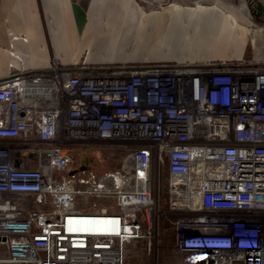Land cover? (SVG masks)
<instances>
[{"label": "built area", "instance_id": "obj_1", "mask_svg": "<svg viewBox=\"0 0 264 264\" xmlns=\"http://www.w3.org/2000/svg\"><path fill=\"white\" fill-rule=\"evenodd\" d=\"M98 142L120 167L69 174ZM167 238L173 264H264V62L0 80V264H162Z\"/></svg>", "mask_w": 264, "mask_h": 264}, {"label": "crops", "instance_id": "obj_2", "mask_svg": "<svg viewBox=\"0 0 264 264\" xmlns=\"http://www.w3.org/2000/svg\"><path fill=\"white\" fill-rule=\"evenodd\" d=\"M229 15L225 8L212 5L176 4L148 11L136 0H0V80L20 71L48 70L52 59L72 66L84 57L85 65L94 66L159 63L169 56L178 63L244 58L249 29ZM139 40L144 48L161 40L152 45L166 51L170 47L175 53L133 61L131 51L126 57L109 52L130 48ZM252 47L253 60L264 61V28Z\"/></svg>", "mask_w": 264, "mask_h": 264}, {"label": "rangeland", "instance_id": "obj_3", "mask_svg": "<svg viewBox=\"0 0 264 264\" xmlns=\"http://www.w3.org/2000/svg\"><path fill=\"white\" fill-rule=\"evenodd\" d=\"M139 6L145 8L146 10H162L164 7L167 6H176L183 5V6H203V5H212V7H216L222 10V7L225 8L228 12H230L231 17H236L235 19L238 21V23L243 26L247 27L249 29V44L248 46L251 47V50H253L252 45L254 44V41L256 39V36L258 34V31L262 28H264V0H136ZM246 4V5H245ZM247 6L248 13L245 12V8ZM259 7H261L259 9ZM243 8V10L241 9ZM246 8V9H247ZM221 17V16H220ZM224 17V16H222ZM219 18V17H218ZM227 18V17H226ZM230 18V17H229ZM160 34L163 35L164 28L159 30ZM148 40V38H147ZM145 40V41H147ZM162 41H166V39L162 38ZM160 41H152L151 47L144 48L142 47L141 40H139L135 45H132L130 48H122L118 47V49H112L109 50V52L118 53L119 55L126 57L129 52H133L132 57L133 61H135L138 58L144 59L143 57L149 56V57H164L165 55L174 54L175 51L171 49L170 47L167 49L164 48V46L159 47L153 46L154 43L162 42ZM244 39L241 40V46L239 49L243 47ZM137 44V45H136ZM147 45V44H146ZM247 46V47H248ZM247 49V48H246ZM117 51V52H116ZM243 55L235 56L233 58H229V60H240L242 59ZM84 57H82L79 61H76L72 66H61L57 60L52 59L51 66L57 65L60 67H66V68H74V67H109V66H117V65H137V64H144V63H138V62H121V63H109V64H98L94 66H88L84 64ZM198 58V57H197ZM211 58H213L211 56ZM244 58H246L244 56ZM253 60L252 56L251 58H246ZM228 59H216V60H206L205 62L201 63H192V64H204L208 62H214V61H223ZM157 61V60H154ZM157 62H179V60H175L172 56H169L167 59H161ZM264 62V61H259ZM146 63V62H145ZM150 63V62H147ZM190 63V62H187ZM80 150L79 151H73L71 152V160H70V168L72 170H79L81 166H84V170H93L94 172L101 173L105 171H114L117 170L120 167L121 163V153H119L118 150L115 149V146L111 143L106 142H98V143H91L88 146L86 145H79ZM118 151V152H117ZM101 200L94 199L92 197H88L86 200H82L77 198L74 202V205L76 208H90L92 207V204H101ZM107 203V202H105ZM172 249V241L170 238L165 239L163 242V248H162V264H173V253L171 252ZM2 250V246H0V252ZM145 250L139 249L138 253L143 254ZM148 264V263H144Z\"/></svg>", "mask_w": 264, "mask_h": 264}, {"label": "trees", "instance_id": "obj_4", "mask_svg": "<svg viewBox=\"0 0 264 264\" xmlns=\"http://www.w3.org/2000/svg\"><path fill=\"white\" fill-rule=\"evenodd\" d=\"M251 56H252V50H251V47L248 46L247 49H246V52H245V57L246 58H251Z\"/></svg>", "mask_w": 264, "mask_h": 264}, {"label": "water", "instance_id": "obj_5", "mask_svg": "<svg viewBox=\"0 0 264 264\" xmlns=\"http://www.w3.org/2000/svg\"><path fill=\"white\" fill-rule=\"evenodd\" d=\"M260 8H261V7H259V9H260ZM79 170H84V166H81ZM75 171H77V170H71V171L69 172V174H73Z\"/></svg>", "mask_w": 264, "mask_h": 264}, {"label": "bare ground", "instance_id": "obj_6", "mask_svg": "<svg viewBox=\"0 0 264 264\" xmlns=\"http://www.w3.org/2000/svg\"><path fill=\"white\" fill-rule=\"evenodd\" d=\"M201 1V0H200ZM204 1V0H203ZM246 5V4H245ZM245 5H244V8H245V11H246V13H248V8H247V6L245 7ZM247 8V9H246ZM168 10H170V9H164V11H168ZM181 64H183V63H181Z\"/></svg>", "mask_w": 264, "mask_h": 264}]
</instances>
